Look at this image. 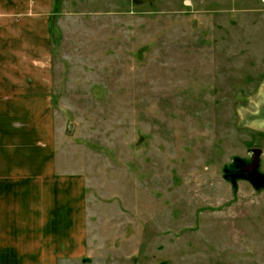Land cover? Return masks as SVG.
<instances>
[{
	"label": "rangeland",
	"instance_id": "374dc122",
	"mask_svg": "<svg viewBox=\"0 0 264 264\" xmlns=\"http://www.w3.org/2000/svg\"><path fill=\"white\" fill-rule=\"evenodd\" d=\"M55 3L58 150L98 199L69 264H264V0Z\"/></svg>",
	"mask_w": 264,
	"mask_h": 264
},
{
	"label": "crops",
	"instance_id": "0c3cea01",
	"mask_svg": "<svg viewBox=\"0 0 264 264\" xmlns=\"http://www.w3.org/2000/svg\"><path fill=\"white\" fill-rule=\"evenodd\" d=\"M55 4L0 0V264H69L93 251L97 196L72 151L58 150Z\"/></svg>",
	"mask_w": 264,
	"mask_h": 264
},
{
	"label": "water",
	"instance_id": "95a60500",
	"mask_svg": "<svg viewBox=\"0 0 264 264\" xmlns=\"http://www.w3.org/2000/svg\"><path fill=\"white\" fill-rule=\"evenodd\" d=\"M260 159H261V149L255 148L254 154L252 156V160L250 163L245 164L242 166L241 171L246 172L249 175H255L258 173V168L260 166Z\"/></svg>",
	"mask_w": 264,
	"mask_h": 264
}]
</instances>
